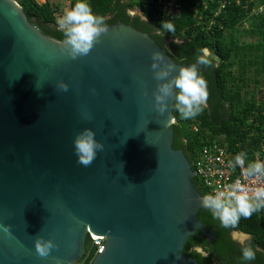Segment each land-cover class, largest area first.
<instances>
[{
	"label": "water",
	"instance_id": "1",
	"mask_svg": "<svg viewBox=\"0 0 264 264\" xmlns=\"http://www.w3.org/2000/svg\"><path fill=\"white\" fill-rule=\"evenodd\" d=\"M106 29L73 60L17 2L0 0V225L10 226L0 264H199L185 244L213 236L197 217L194 171L172 147L174 101L162 115L154 106L158 85L186 65L130 25ZM153 52L170 68L164 81L153 78ZM85 129L102 145L89 166L73 148ZM91 234L104 237L100 254ZM38 237L56 245L47 257Z\"/></svg>",
	"mask_w": 264,
	"mask_h": 264
},
{
	"label": "trees",
	"instance_id": "2",
	"mask_svg": "<svg viewBox=\"0 0 264 264\" xmlns=\"http://www.w3.org/2000/svg\"><path fill=\"white\" fill-rule=\"evenodd\" d=\"M14 1L42 34L64 42L57 24L60 14L49 0L43 4L36 0ZM148 1L87 0L93 13L105 18L106 27L123 23L147 33L177 64L194 63L203 48L219 57L218 63L212 59L211 66L200 69L208 84V99L203 111L190 120L181 119L178 113L172 112L175 117L172 147L184 153L192 170L202 147L213 140H218L232 153H246L249 159L250 153L264 144V102L260 91L264 88V16L249 17V11L246 13L235 0H227L216 16L223 0H180L181 13L166 17ZM76 2L72 1L70 8ZM134 8L147 17V22L139 16H129L128 12ZM163 20L171 21L175 32L162 30L157 34ZM244 20H249L247 29L243 27ZM177 39L182 43H173ZM193 183L203 195L204 190L195 177ZM197 217L207 232L213 231L214 239L210 245L197 231L201 236H191L185 244L184 253L188 257L199 264H264L262 210L250 219L241 218L234 229L223 228L205 208L199 210ZM231 231L250 235L248 244L257 250L255 260L243 261V247L229 240ZM194 247H201L209 256L192 250Z\"/></svg>",
	"mask_w": 264,
	"mask_h": 264
},
{
	"label": "clouds",
	"instance_id": "3",
	"mask_svg": "<svg viewBox=\"0 0 264 264\" xmlns=\"http://www.w3.org/2000/svg\"><path fill=\"white\" fill-rule=\"evenodd\" d=\"M136 10L140 14L136 13ZM128 13L132 16H139L147 22V17L142 16L137 8ZM57 24L63 34L67 54L73 60L88 55L94 45L99 43L100 35L107 31L105 18L94 14L87 0H77L57 20ZM162 30L172 33L175 32V26L171 21L163 20L160 28L157 29V34H160ZM173 43L179 45L182 41L177 39ZM213 56L214 54L208 48L199 50L194 63L181 66L172 80L158 85L153 96L154 106L159 114L162 115L169 109L167 104L169 97H172L174 101L172 111L178 113L181 119H194L203 111L208 99V84L200 69L201 66H211ZM151 60L153 78L157 81L166 80L170 74V68L160 67L163 62L160 52H153ZM58 87L64 92L68 91L66 84L61 83ZM169 119L173 124L175 123V117L170 116ZM73 148L77 162L83 166H89L96 159L97 151L102 150V145L97 142L93 131L85 129L74 138ZM231 167L233 170L239 167L241 175L245 178H264V161H248L246 153L236 154L231 161ZM201 203L202 207L209 210L223 228L234 229L239 225L241 218L250 219L254 213L264 209V186L252 188L237 179L234 183L225 185L214 193L203 195ZM0 231L9 235L10 226L0 225ZM234 234L250 237L239 231H234ZM34 247L40 257H47L56 245L51 240L38 237L34 240ZM256 251L251 244L244 246L241 249L243 261L255 260Z\"/></svg>",
	"mask_w": 264,
	"mask_h": 264
},
{
	"label": "built area",
	"instance_id": "4",
	"mask_svg": "<svg viewBox=\"0 0 264 264\" xmlns=\"http://www.w3.org/2000/svg\"><path fill=\"white\" fill-rule=\"evenodd\" d=\"M148 3L160 9L166 17L178 16L181 13L180 0H149ZM235 3L241 6L246 13L249 11V17L264 16V0H235ZM226 4L227 0L220 1V8L215 16L221 12ZM250 5H252L251 8H249ZM248 22L249 20L243 21V27L246 29ZM210 24L212 23L210 22ZM260 91L264 102V88H261ZM236 154L238 153L230 152L218 140H213L202 147L193 165V171L198 185L204 190L203 195L214 193L223 186L234 183L237 179L252 188L264 186V178H245L241 175L239 167L235 170L232 169L231 161ZM247 160L264 161V144L258 150L252 151ZM262 213L264 214V209H262ZM90 237L91 245L96 248L95 255L100 254L104 249V237H96L92 234Z\"/></svg>",
	"mask_w": 264,
	"mask_h": 264
},
{
	"label": "rangeland",
	"instance_id": "5",
	"mask_svg": "<svg viewBox=\"0 0 264 264\" xmlns=\"http://www.w3.org/2000/svg\"><path fill=\"white\" fill-rule=\"evenodd\" d=\"M39 4H43L45 0H36ZM54 8L57 9L58 14H60V17L65 13L66 10L70 9V4L74 0H49ZM135 12V11H134ZM136 13L140 14L137 10ZM234 234V233H233ZM239 234H234V237H237L239 241H244V239H247L248 237H244L243 239L240 240Z\"/></svg>",
	"mask_w": 264,
	"mask_h": 264
},
{
	"label": "flooded vegetation",
	"instance_id": "6",
	"mask_svg": "<svg viewBox=\"0 0 264 264\" xmlns=\"http://www.w3.org/2000/svg\"><path fill=\"white\" fill-rule=\"evenodd\" d=\"M129 14V16H132L131 15V13H128ZM193 168V167H192ZM212 233H213V231H212ZM234 231H231V232H229V240L231 241V242H233L234 244H236V245H239L240 247H244V246H246L248 243H249V241H250V237H248L247 239H244V241H239V239L237 238V237H234ZM202 235V234H201ZM200 235V236H201ZM199 236V237H200ZM203 236H205V235H203ZM205 238L207 239V241H208V238H207V236H205ZM214 239V237L212 236L211 237V240L210 241H208L209 242V244L210 245H212V240ZM192 250H195V251H197L198 253H201L203 256H205V257H208L209 256V253H205L204 251H203V249L201 248V247H194Z\"/></svg>",
	"mask_w": 264,
	"mask_h": 264
},
{
	"label": "bare ground",
	"instance_id": "7",
	"mask_svg": "<svg viewBox=\"0 0 264 264\" xmlns=\"http://www.w3.org/2000/svg\"><path fill=\"white\" fill-rule=\"evenodd\" d=\"M238 236H239L240 240L244 238V236H243V235H238Z\"/></svg>",
	"mask_w": 264,
	"mask_h": 264
}]
</instances>
